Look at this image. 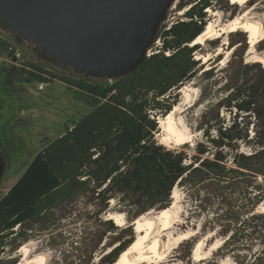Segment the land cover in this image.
<instances>
[{
  "label": "trees",
  "instance_id": "trees-1",
  "mask_svg": "<svg viewBox=\"0 0 264 264\" xmlns=\"http://www.w3.org/2000/svg\"><path fill=\"white\" fill-rule=\"evenodd\" d=\"M188 4V19L160 30V51L121 77L92 82L58 75L36 62L25 63L22 71L30 77L48 82L54 76L96 104L79 121L66 124L65 131L35 155L0 199V255L6 247L19 249L58 208L82 197L101 206L98 216L112 200L132 205L127 212L134 222L143 213L171 205L179 185L195 190L201 203L215 210V221L227 235L220 252L232 254L241 264H264V212L257 209L264 201V74L257 76L258 67H264L260 61L245 62L241 54L237 73L228 77L223 87L226 95L218 101L232 120L227 123L218 109L200 123L205 140L196 142L194 153L168 147L156 138L158 116L170 112L181 85L202 69L194 55L200 43L194 41L208 23L207 10L213 1L182 0L179 8ZM10 46L0 37V54ZM246 49L247 43L242 53ZM213 73L214 67L202 72L208 77ZM106 224V234L119 229L112 219ZM131 226L124 229L129 241H120L105 254L103 264H114L135 239Z\"/></svg>",
  "mask_w": 264,
  "mask_h": 264
},
{
  "label": "rangeland",
  "instance_id": "rangeland-1",
  "mask_svg": "<svg viewBox=\"0 0 264 264\" xmlns=\"http://www.w3.org/2000/svg\"><path fill=\"white\" fill-rule=\"evenodd\" d=\"M181 1L175 0L160 30L180 20L188 19L186 12L191 4L183 8L187 9L184 14H180ZM212 1L213 5L207 10L208 23L213 20L218 25L225 24L247 8L253 15L260 16L264 20V0H250L244 6L235 0H229L228 6L227 0ZM160 30L154 43L157 45L155 49H159L163 44V37L159 39ZM0 37L11 43V46L0 54V142L7 161L6 172L0 186L1 199L22 176L35 155L59 137L65 131L66 124L79 121L96 104L95 99L69 89L64 82L53 79L54 76H49L51 80L48 82L30 77L27 72L22 71L27 68L25 62H36L58 75L87 78L92 82H106L112 79L92 77L44 57L1 23ZM213 37L216 38L200 43V47L194 52L195 58L199 54L201 56L196 59H200L202 69L193 79L182 84L181 89L177 91L179 96L176 102L181 99L186 92V87L189 86L187 92L190 100L187 98L185 106L187 108L183 118L194 133L193 138L184 143L175 140L168 142L164 140L165 132L160 127L156 138L168 147L185 148L190 153H194L196 142L205 140L203 130L198 128L199 124L210 120L218 109L221 117H225L226 122L229 123L232 120L230 112L218 106L220 98L226 95L224 84L228 77L236 75L237 61L240 60L241 54L244 61L250 63L257 61L255 60L257 56L264 57V39L259 41L253 52H250L249 32L243 29L229 30L220 37L216 35ZM195 43L198 42L194 41ZM245 43H247V49L242 53ZM10 52L14 54L10 55ZM206 55L207 60L204 58ZM260 63L264 67V62L260 61ZM211 67H214L211 77L202 74L205 69ZM8 69H12L11 76L8 74ZM257 73L258 77L263 76L264 68L258 67ZM168 100L173 103L172 99ZM158 117L161 120L162 115ZM248 119L245 120L248 121ZM242 149L250 150L246 146ZM176 189L178 197L172 198L173 202L176 200L175 205L179 207V212L176 224L170 229L171 235L187 230H192L195 234L185 241L172 244L167 259L160 263L241 264L232 254L228 255L218 250L227 239V235L215 221L216 218L213 216L215 210L201 203L199 200L201 196L196 197L195 190H188L187 186L179 185ZM100 207L88 201L87 197H82L76 202L67 203L58 208L49 222L46 221L32 232L28 242L34 244V254L47 253L48 264H103L102 259L105 254L112 251L120 241L124 239L129 241L125 228L132 225L135 238L138 234L127 212L132 205L119 204L116 200H112L110 207L98 216L96 212ZM257 209L264 212V201ZM159 210L161 209L152 210L149 216L156 214ZM111 212H123L126 220L123 224L113 220L119 229L106 234L108 228L106 221L110 219ZM203 238L206 239L207 250L205 251H208V255L206 254V257L199 261L195 258L194 250L197 242ZM215 242L222 243L211 251L210 246ZM248 253L247 251L246 254ZM23 261L20 248L10 251V247H6L0 255V264H23Z\"/></svg>",
  "mask_w": 264,
  "mask_h": 264
},
{
  "label": "water",
  "instance_id": "water-1",
  "mask_svg": "<svg viewBox=\"0 0 264 264\" xmlns=\"http://www.w3.org/2000/svg\"><path fill=\"white\" fill-rule=\"evenodd\" d=\"M175 0H0V23L61 65L115 79L135 70ZM7 168L0 145V186Z\"/></svg>",
  "mask_w": 264,
  "mask_h": 264
},
{
  "label": "bare ground",
  "instance_id": "bare-ground-1",
  "mask_svg": "<svg viewBox=\"0 0 264 264\" xmlns=\"http://www.w3.org/2000/svg\"><path fill=\"white\" fill-rule=\"evenodd\" d=\"M249 1L250 0H235V2L241 3L243 6ZM186 10L187 9H182L179 13L184 14ZM241 29L249 32V42L251 44L250 52H253L259 41L264 39V20L260 16L253 15L249 8L245 9L243 13L236 15L225 24L218 25L215 21L211 20L203 32L196 37L195 41L198 43H205L211 38H216L213 37L214 35L220 37V35L225 34L229 30L239 31ZM220 51L221 47L219 48V53ZM196 58H201L200 54ZM204 58L207 60V55ZM255 60L264 62V57L257 56ZM187 87L186 92L184 91L185 94L183 93L184 95L175 103L170 112L161 117L160 127L165 132L163 138L168 142L175 140L184 143L191 141L193 138L194 133L183 118V114L187 108L185 107L187 98L189 99ZM176 188L177 186L174 188L173 198L178 197ZM175 204L176 200L171 205L156 211V214L152 216H149V214L153 211H149L136 218L133 225L138 235L129 246L123 250L115 264H161L160 262H164L165 259H167L166 257L167 254H169V250L172 249V244L180 243L193 236L195 233L192 230L175 233L174 236L171 235L170 229L176 224L179 212V207L177 208ZM109 218L118 224H123L126 220L123 212H111ZM215 243L210 246L211 251L222 242H220V244ZM205 249L206 239L203 238L199 240L195 246L194 255L196 260L202 261L206 257L208 251L206 252ZM20 254L24 259L23 264H48V254H34V244L32 242L24 243L20 247Z\"/></svg>",
  "mask_w": 264,
  "mask_h": 264
},
{
  "label": "built area",
  "instance_id": "built-area-1",
  "mask_svg": "<svg viewBox=\"0 0 264 264\" xmlns=\"http://www.w3.org/2000/svg\"><path fill=\"white\" fill-rule=\"evenodd\" d=\"M171 26H172V24H170L168 27H165V29H169ZM159 39H160V37H159ZM155 42H156V41H155ZM155 42H154V43H155ZM154 43H153V45L148 49V56H150V55H152V54H154V53L160 51V48H159V49H155V48L157 47V45H155ZM167 53H169V52H167Z\"/></svg>",
  "mask_w": 264,
  "mask_h": 264
},
{
  "label": "flooded vegetation",
  "instance_id": "flooded-vegetation-1",
  "mask_svg": "<svg viewBox=\"0 0 264 264\" xmlns=\"http://www.w3.org/2000/svg\"><path fill=\"white\" fill-rule=\"evenodd\" d=\"M26 63V62H25Z\"/></svg>",
  "mask_w": 264,
  "mask_h": 264
}]
</instances>
